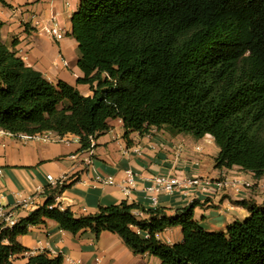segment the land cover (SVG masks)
Returning a JSON list of instances; mask_svg holds the SVG:
<instances>
[{
  "label": "trees",
  "instance_id": "16d2710c",
  "mask_svg": "<svg viewBox=\"0 0 264 264\" xmlns=\"http://www.w3.org/2000/svg\"><path fill=\"white\" fill-rule=\"evenodd\" d=\"M3 26L0 20V129L73 133L89 149L91 137L120 118L129 143L132 132L151 126L211 134L220 147L216 168L264 175V0H81L69 35L78 42L77 82L89 84L92 95L29 66L3 42ZM68 186L48 184L43 205L12 227L0 222V264H16L26 250L18 237L48 219L74 235L115 233L135 254L162 264H264V200L235 201L250 215L210 231L195 217L205 204L199 198L172 215L127 200L76 215L56 202ZM177 226L182 241L158 238ZM26 264H63V256L43 251Z\"/></svg>",
  "mask_w": 264,
  "mask_h": 264
},
{
  "label": "crops",
  "instance_id": "0c3cea01",
  "mask_svg": "<svg viewBox=\"0 0 264 264\" xmlns=\"http://www.w3.org/2000/svg\"><path fill=\"white\" fill-rule=\"evenodd\" d=\"M5 1L9 5L0 3L3 42L49 80H64L82 94L92 95L89 84L77 82L83 76L78 66V42L69 35L80 0ZM53 22L64 30L65 36L60 40L43 31V26ZM109 124V130L98 135L89 149H83L80 136L73 133L61 136L65 138L61 141L56 140L60 135L53 131L46 133L51 139L45 140L25 139L0 129L3 213L11 214L18 221L43 205L45 187L52 184L49 175L69 185L56 197V202L63 208L70 207L76 215L96 213L101 206L123 200L146 209L164 208L172 215L178 207L195 199L177 190L159 193L154 204L147 188L161 174L210 178L227 175L236 180L227 191L200 197L205 204L196 207L195 217L206 229L226 230L235 220L248 217L249 210L235 201L253 198L261 203L264 200V175L256 178L251 171L237 165L215 167L220 147L211 134L197 138L191 133H172L165 126H151L143 132H132L129 143L122 119H109ZM128 171L132 172V184L128 181ZM108 178H113L115 183H106ZM146 217L142 214V218ZM157 236L168 244L183 239L180 226L168 228ZM18 241L26 250L15 255L16 264H26L33 253L43 251L52 257L61 254L63 264H162L160 258L149 253L135 254L115 233L104 231L96 238L91 230H84L74 235L51 219L31 226Z\"/></svg>",
  "mask_w": 264,
  "mask_h": 264
},
{
  "label": "built area",
  "instance_id": "2783aa9c",
  "mask_svg": "<svg viewBox=\"0 0 264 264\" xmlns=\"http://www.w3.org/2000/svg\"><path fill=\"white\" fill-rule=\"evenodd\" d=\"M43 31L53 37L54 39L60 40L65 36L63 28L57 22H53L51 25L43 26ZM2 130V129H1ZM2 132H7L2 130ZM10 133V132H8ZM47 132L37 133L35 135H29L26 133H19L23 138H42L45 140L51 139ZM13 134V133H12ZM62 135L58 136L56 140H65ZM95 144V138L91 137V148ZM200 147H197L196 150L200 151ZM1 170H0V185H1ZM129 173V183H133L132 172ZM49 181L52 184H57L59 181H56L53 176H48ZM102 180V179H101ZM108 184H114L115 181L113 178H108L105 180ZM236 183V180L230 176L223 175L219 178H210L204 176H178V175H157L154 177L153 184L147 188L148 195L152 199L153 203L156 204L158 200V194L161 192L173 193L177 190L189 193L195 197V199L201 196H213L222 191H227L229 188L233 187ZM4 206L0 200V213H3ZM142 214V213H141ZM5 221L6 225L9 227L14 226L17 223V220L11 215H6L3 213V218L0 222ZM33 253L32 255H35ZM31 255V256H32Z\"/></svg>",
  "mask_w": 264,
  "mask_h": 264
},
{
  "label": "rangeland",
  "instance_id": "374dc122",
  "mask_svg": "<svg viewBox=\"0 0 264 264\" xmlns=\"http://www.w3.org/2000/svg\"><path fill=\"white\" fill-rule=\"evenodd\" d=\"M81 1V0H80ZM208 230H210V229H208ZM210 231H219V230H210Z\"/></svg>",
  "mask_w": 264,
  "mask_h": 264
}]
</instances>
